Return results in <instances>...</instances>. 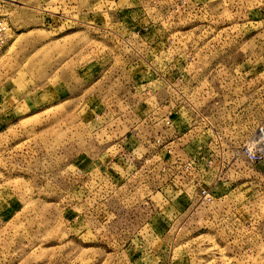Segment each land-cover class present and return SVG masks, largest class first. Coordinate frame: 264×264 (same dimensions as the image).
I'll return each instance as SVG.
<instances>
[{"label": "rangeland", "instance_id": "rangeland-1", "mask_svg": "<svg viewBox=\"0 0 264 264\" xmlns=\"http://www.w3.org/2000/svg\"><path fill=\"white\" fill-rule=\"evenodd\" d=\"M0 19V264H264V0H1ZM221 110L263 157L205 205L182 193L218 152L189 124Z\"/></svg>", "mask_w": 264, "mask_h": 264}, {"label": "crops", "instance_id": "crops-1", "mask_svg": "<svg viewBox=\"0 0 264 264\" xmlns=\"http://www.w3.org/2000/svg\"><path fill=\"white\" fill-rule=\"evenodd\" d=\"M76 54V59H75V71H76V75L78 76H83V74H78V72L82 73L83 69H84V62L81 60H79L78 62V58L79 55L81 56L80 58H82L83 53L81 52L80 54H78V52H75ZM62 64V61H61ZM63 65H61L62 67ZM158 70V69H156ZM77 79V78H76ZM82 82V79H81ZM67 86V85H66ZM212 99V98H211ZM238 100H234L231 102H237ZM225 109V108H224ZM223 109V110H224ZM227 110V109H226ZM210 115L208 114V120L210 122V124L219 132L220 136H221V148L220 150H222V155H223V159L225 161L226 164V172H229L231 168L235 167V171H237V173H241V169L238 168V160L242 159V158H235V159H229V158H225L227 156L228 152H231L232 157H233V152L237 151L240 149V147L251 137L253 136V134L255 133V121H252L251 124H247V127H245V120L244 118L240 115V113L238 115H240V117L238 116L237 118H235L234 120L231 119L229 114H225L224 111L219 113V117H213L212 116V112L209 111ZM255 118L253 117L252 120H254ZM248 123V121L246 122ZM252 125V126H251ZM257 126V125H256ZM245 128L249 129V131L247 130V138L245 139ZM201 129H203V127H201V123H196L194 122L193 125L191 126L189 124V130H188V134H202L203 132L205 134V144H204V148L210 151H214L217 152V148L214 146V142L212 139L209 140L210 134L207 132V130L205 131H201ZM246 140V141H245ZM178 143H177V148L178 146H185V144L187 143V147H190L192 145V143H194V140H192V138L188 137L185 143V140H183V138H179L177 139ZM194 146V145H193ZM244 160V159H243ZM246 162V161H245ZM247 163V162H246ZM248 164V163H247ZM250 165V164H249ZM252 166V165H250ZM252 167H256V166H252ZM229 168V169H228ZM213 171L208 172L207 174H205L206 180L205 183L206 185H211L214 184L213 183ZM225 185V184H224ZM223 185V186H224ZM223 186L220 189L223 188ZM217 186L213 187V191H215L216 196L219 194L221 195V190L218 191L216 189ZM219 187V186H218ZM221 192V193H220ZM183 197H185L186 199L189 198H194L195 197V185H192L190 187H187L184 192L182 193Z\"/></svg>", "mask_w": 264, "mask_h": 264}, {"label": "built area", "instance_id": "built-area-1", "mask_svg": "<svg viewBox=\"0 0 264 264\" xmlns=\"http://www.w3.org/2000/svg\"><path fill=\"white\" fill-rule=\"evenodd\" d=\"M1 1V0H0ZM7 42L6 38V25L1 21L0 19V50L5 46ZM201 123L204 125L203 129L204 131L207 130V132L210 134L209 140L212 139L214 142V146L217 148L218 155H216V159H205L203 160V170L204 174H207L210 171H213V183L211 185H204L203 187L199 185V188L197 190V193H195V197L197 196L198 201L200 203L209 205L212 204L216 197V192L213 191V187L215 186H223L225 183V170H226V164L223 159L222 150L221 148V136L219 132L210 124V122L207 119H202ZM166 125H172L171 121H167ZM259 132H263L261 129ZM233 156L235 158H242L244 159L248 164L252 166H256L259 164L262 160L263 155L261 154L258 146L253 142L252 140H248L246 143H244L239 150L233 152ZM206 179V177H205ZM198 186V185H197ZM196 187V185H195Z\"/></svg>", "mask_w": 264, "mask_h": 264}]
</instances>
